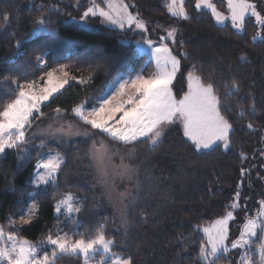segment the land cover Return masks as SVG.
<instances>
[{
	"label": "trees",
	"instance_id": "16d2710c",
	"mask_svg": "<svg viewBox=\"0 0 264 264\" xmlns=\"http://www.w3.org/2000/svg\"><path fill=\"white\" fill-rule=\"evenodd\" d=\"M125 1L134 4L131 10L146 22L149 31L145 35L108 26L98 17L88 19L89 27L70 21L71 17L82 15L87 7L85 0H79V6L77 0H0V23L5 13L11 20L10 26L0 29V96L6 99L13 94L15 86L4 77L16 75L12 69L18 65L29 63L28 80H37L46 71L67 65L71 74L69 82L55 99L42 106L44 115L40 119L47 120L60 107L67 110L63 114L67 121L91 130L72 115V107L81 102L96 105L106 86L121 74H151L152 60L137 55L132 40L147 36L160 42V36L166 35L164 29L175 26L177 40L183 41V47L165 42L175 54H187L182 58L183 69L195 64L198 74L206 82H213L222 96L224 82L235 80L240 85L238 94L223 99L225 115L234 127L231 148L225 151L221 146L214 151L197 152L182 136L179 126L169 127L155 147L145 142L125 145L100 133L113 150L130 154L133 160L135 177L121 216H117L111 201L101 194L90 153L92 138L82 137L74 143V148L65 151L58 186L50 183L35 188L30 182L37 149L29 148V156L23 161V153L8 150L0 155V224L7 227L9 217L21 214L30 193L34 192L39 210L30 225L22 226L20 235L40 243L50 229L54 234L60 225L54 203L63 193L72 192L80 199L82 209L75 214V220L62 225L65 231L71 232L78 221L79 231L87 236L97 224L105 223L108 236L116 240V250L130 254L135 264H199L197 253L203 235L193 231V226L207 224L223 215L239 180H243L244 191L255 183L254 206L257 200L264 199L261 152L264 136L260 134L264 129V43L251 40L257 31L252 18L247 22L246 32L237 33L230 24L217 25L209 11L194 10V0H186L192 17L187 21L172 18L163 7L164 0ZM52 5L59 11L51 10ZM42 13L48 16V26L55 30L57 39L45 57L47 65L37 66V44L25 41L20 49L23 55L16 57L14 43L32 31L33 20ZM153 26L159 29L156 34L151 31ZM39 39H47L46 34ZM241 55L246 59L240 60ZM181 87L182 82H177L178 94ZM253 103L255 113L251 111ZM241 105L247 113L243 119L238 118ZM249 122L255 131L246 127ZM241 153L246 159H241ZM241 168L247 170L244 177ZM225 260L223 256L219 262ZM57 264H82V261L75 256H63Z\"/></svg>",
	"mask_w": 264,
	"mask_h": 264
},
{
	"label": "snow or ice",
	"instance_id": "6c2138e0",
	"mask_svg": "<svg viewBox=\"0 0 264 264\" xmlns=\"http://www.w3.org/2000/svg\"><path fill=\"white\" fill-rule=\"evenodd\" d=\"M259 3H264V0H259ZM134 7V4L125 3V0H89L80 20L86 22L90 17H99L102 23L122 30L134 27L141 34L147 33L149 29L146 22L140 18L138 12L133 13L130 10ZM163 7L177 20L187 21L192 18L186 8V0H164ZM226 7L227 15L219 11L212 0H194L193 5L197 12L210 10L218 25L227 26L226 22L230 21L231 27L237 33H245L249 18H254L257 32L251 40L264 43V10L258 6L257 0H226ZM50 9L59 11L55 5L50 6ZM2 20L0 29L10 26L9 14H3ZM33 25L32 31L23 40L15 41L14 55H23L20 49L24 42L32 41L38 46L36 51L39 54L35 55L37 66H46L48 61L45 57L56 42L57 34L48 26L49 18L46 14L42 13L36 17ZM164 31L166 35L160 37L161 42L158 44L147 36H142L143 45L147 47L137 49V55L147 54L154 61L155 70L151 74H130L127 79L120 81L119 87L111 95L99 101L98 107L89 110L86 103L81 102L72 107V114L84 125L98 130L112 141L125 145L145 142L155 147L160 143L167 128L179 126L182 136L197 152L214 151L221 146L225 151L229 150L232 146L234 127L225 115L223 99L238 94L239 83L235 80L224 82L222 96L213 82H206L202 75L198 74L195 64L186 70L183 69L182 58H186L187 54H174V49L165 42L170 41L172 45L179 43L183 47V41L177 40L178 29L169 26ZM44 34L47 39L40 40L39 37ZM8 59L12 63L15 62L13 58ZM245 59L246 56H240V60ZM28 67L29 63L25 62L12 69L16 75L4 77L5 81H10L15 87L11 96L6 99L0 96V155L6 154L8 150H17L23 153L21 161L29 156V144L32 139L29 130L32 129L34 121L44 115L42 106H47L45 102L55 99V95L69 82V73L65 70L67 65H58L46 71L44 76L40 77L42 86L35 80L26 79ZM177 82L183 84L180 89L182 94L175 90ZM66 111L60 107L54 109L57 118H63ZM251 111H256L254 103L251 105ZM246 114L241 105L238 118L243 119ZM246 127L255 131L251 122ZM72 130L73 125L69 123L66 129L62 125L58 131L70 134ZM84 134L89 135L87 131ZM39 147L43 149L48 145L41 140ZM107 148L102 141L99 148L94 142V158L103 161ZM241 159H246L243 153ZM64 163V157L59 151L49 150L37 159L30 182L37 188L50 183L58 186V176ZM240 173L241 177H244L247 170L241 168ZM242 185L243 180L237 184L223 215L206 226H193V231L203 234L197 253L199 264H219L223 256H230L233 252L236 258L230 260V264H264V199L257 202L258 207L254 214H249V198L245 197L244 202H241ZM12 190L15 191L14 188ZM81 209L79 198L72 192L63 193L54 206L57 220L63 213L68 220L73 221L76 219L75 214L80 213ZM38 210L39 205L33 198L27 212L20 215L19 222L9 217L7 227L0 224V264H57L63 256L78 257L82 264H135L130 254L125 255L116 250V240L108 236L105 223L97 224L94 232L87 236L79 231L78 221L71 234L64 232L57 225L55 233L50 229L40 243L20 235L22 226L30 225ZM238 210L244 213V222L238 227L239 235L232 238L230 224L236 220ZM122 221L127 224L123 216Z\"/></svg>",
	"mask_w": 264,
	"mask_h": 264
},
{
	"label": "rangeland",
	"instance_id": "374dc122",
	"mask_svg": "<svg viewBox=\"0 0 264 264\" xmlns=\"http://www.w3.org/2000/svg\"><path fill=\"white\" fill-rule=\"evenodd\" d=\"M85 1L87 2V6H88L89 0H85ZM212 2L216 4L219 11L224 12L225 15L228 14L227 13V7H226V0H212ZM257 2H258V6L262 10H264V3H259V0H257ZM125 3H127V2L125 1ZM102 6H104V5H102ZM130 10H131V8H130ZM205 10L210 12V10H208V9H205ZM210 14H211V12H210ZM80 17H71L69 20L70 21H76L81 26L89 27L88 26L89 25L88 20L86 22L81 21ZM90 18L93 19L95 17H90ZM252 19L254 20V18H252ZM99 20L101 22V18H99ZM214 22H215V20H214ZM226 24L231 25V22L227 21ZM106 25L117 28V27L109 25V24H106ZM118 29H120V28H118ZM120 30H122V29H120ZM123 30H129L132 33H137L139 35H145L146 34V33L141 34L139 32V30H136L134 27L132 29L125 28ZM151 31L153 32V34H156L159 31V29L156 28V26H153V27H151ZM256 32H255V34H256ZM132 42L135 44L136 49H138L139 47H147L146 45H143L142 39H134V40H132ZM137 42H140V43L138 44ZM154 42L158 44L161 41L160 42L154 41ZM144 55H146L149 59H151V57L149 55H147V54H144ZM152 64H153V71H154L155 70L154 61H152ZM65 70L67 71V69H65ZM135 74L136 73L131 74V75L134 76ZM129 75H130L129 73H124V74H121L120 76H118L116 78V80L114 82H112L111 84H108L106 86L105 90L99 95L96 105L89 106L86 103V107L89 110L92 107H98L99 101L102 98H106L107 96L111 95L116 90V88L119 87L120 81L123 79H127ZM70 77H71V74L69 73V79H70ZM35 81H37V83L40 84L41 86L43 85V81H41L40 78H38ZM179 94H182V93H179ZM72 115L74 116V114H72ZM69 123H71V122L67 121L64 118V116H63V118H57L56 113L54 115H52V117L48 118L47 120L39 119V120L34 121L32 129L29 130V135L32 137L31 142L29 144V148L30 149H37L39 152L37 153L36 160L34 163L33 174L35 172V165H36L37 159L44 156L49 150L59 151L65 159V155H64L65 151L68 148H74V143L78 142L79 139L82 137L92 138L93 143L94 142L96 143L97 148H99L100 142L102 141L104 144H106L108 146L107 155L103 159V161H100V160L94 158V155L92 152V147L90 149V153L92 155V161H93V164L95 165V171H96L95 174H96L99 186L101 187V194L108 201H111V204H112L117 216H121L123 202H124L125 197L127 196L128 192L130 190L131 182H132L133 178L135 177L134 168L132 166L133 164L131 163L133 161L132 157L128 153L113 150L108 145V143L105 140H103V138L101 137L100 132L98 130H93V129H91V130L86 129L85 130L80 126H77L76 124L71 123L73 125V130L70 134H66L64 132L58 131L62 125L66 129L67 125ZM50 124H51V128H49ZM85 131H87L89 133V135H85L84 134ZM262 131L260 134H262L264 136V129ZM41 140H44L45 143L48 145V147L43 148V149L40 148L39 146H40ZM261 152H262V155L264 157V148H263V150H261ZM32 179H33V176H32ZM240 181L241 180H239V182ZM41 186H44V185H41ZM34 187L37 188L35 185H34ZM241 191H242V201L241 202L242 203L244 202L245 197L249 198L247 200V207L249 210V214H254L256 208L258 207V204L254 206V204H253L254 200L252 197L254 195V192H255V183L253 184V186L246 188L245 191H244V188L242 185ZM33 198L35 199L34 192H31L29 199L27 201V204L24 208V211L21 214L13 215L12 218L15 219L17 222H19L20 215L25 214L27 212V208L31 205ZM258 201H260V200H257V202ZM56 202L54 203V206H55ZM79 202L81 203L80 199H79ZM54 213H55V211H54ZM55 215H56V213H55ZM243 218H244V213L238 210L236 220L230 224L231 237L232 238H235L237 235H239L238 227L243 224V222H244ZM215 219H213V220H215ZM67 221H68V219L63 215V213L60 214V225H59V227L64 232H67V231H65L63 229L62 225H64V223ZM211 222H209V223H211ZM209 223L203 224V225L206 226ZM68 233L71 234V232H68ZM224 257L226 259L225 262H219V264H230V260H235L236 255H235V252H233L230 256L226 255ZM227 259H229V260L227 261Z\"/></svg>",
	"mask_w": 264,
	"mask_h": 264
}]
</instances>
